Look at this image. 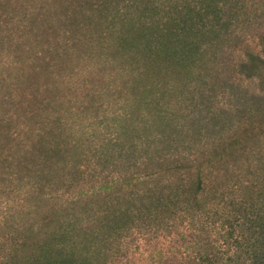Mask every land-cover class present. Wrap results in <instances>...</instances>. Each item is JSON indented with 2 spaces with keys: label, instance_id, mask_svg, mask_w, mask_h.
Masks as SVG:
<instances>
[{
  "label": "trees",
  "instance_id": "1",
  "mask_svg": "<svg viewBox=\"0 0 264 264\" xmlns=\"http://www.w3.org/2000/svg\"><path fill=\"white\" fill-rule=\"evenodd\" d=\"M260 9L0 0V264H264V90L203 149L169 107L215 79L216 53ZM261 26L263 56L248 52L239 71L264 89ZM78 52L126 79L97 90L114 100L94 105L86 86L62 110L56 77Z\"/></svg>",
  "mask_w": 264,
  "mask_h": 264
},
{
  "label": "rangeland",
  "instance_id": "2",
  "mask_svg": "<svg viewBox=\"0 0 264 264\" xmlns=\"http://www.w3.org/2000/svg\"><path fill=\"white\" fill-rule=\"evenodd\" d=\"M263 10L258 11V24H250L241 29L225 43L223 50L216 53L215 79L209 80V84H187L183 95L180 96L174 91L170 97L169 107L184 126V130L198 133L194 138L197 140L196 149L207 148L209 138L237 131L249 116L251 98L257 94L262 95L264 90L262 83L256 79L246 78L240 73L239 65L247 59L248 52L263 56L260 49V34L264 17L261 18L259 15ZM86 55L88 54L78 52L72 56L63 77L59 75L56 77V84L61 87L57 91L62 105L58 106L59 109L80 106L84 102L86 86L95 92L94 105L105 104L112 98L114 100V97L98 95L97 90L102 92L110 84L120 85L123 84V79H126L124 75L118 74L115 68L103 67L97 60L87 59ZM103 76L104 78H100ZM107 115H111L110 110ZM103 118L105 116L102 112L90 113L82 114L79 121L90 124ZM239 159L245 163L250 161L251 157L248 155Z\"/></svg>",
  "mask_w": 264,
  "mask_h": 264
}]
</instances>
